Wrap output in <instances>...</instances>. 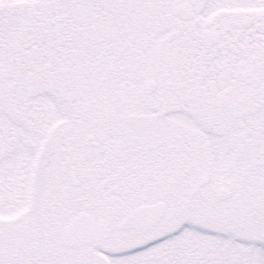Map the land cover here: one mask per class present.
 Instances as JSON below:
<instances>
[{"label":"snow or ice","instance_id":"obj_1","mask_svg":"<svg viewBox=\"0 0 264 264\" xmlns=\"http://www.w3.org/2000/svg\"><path fill=\"white\" fill-rule=\"evenodd\" d=\"M0 264H264V0H0Z\"/></svg>","mask_w":264,"mask_h":264}]
</instances>
